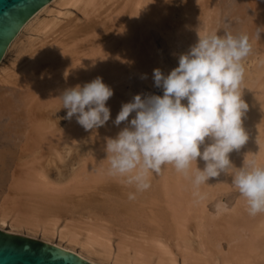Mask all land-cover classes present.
Here are the masks:
<instances>
[{"label":"bare ground","instance_id":"6f19581e","mask_svg":"<svg viewBox=\"0 0 264 264\" xmlns=\"http://www.w3.org/2000/svg\"><path fill=\"white\" fill-rule=\"evenodd\" d=\"M225 1L49 0L22 24L8 47L14 58L0 66V231L41 241L79 263L264 264V213L250 215L242 196L216 213V203L234 190L232 170L200 185L198 198L191 180L167 165L129 200L135 189L108 174L104 151L105 138L127 123H113L121 105L141 82L153 85V69L167 74L198 32L223 34L225 15L235 19L248 6L247 22L227 28L248 35L245 58L255 61L251 68L243 61L248 140L229 158L235 167L244 158L264 166V31L256 37V27L264 26V0L222 6ZM66 7L80 17H68ZM45 12L52 16L41 17ZM59 15L66 16L64 24ZM97 76L113 90L106 101L109 120L86 131L73 116L59 128L53 114L64 109L63 90ZM77 144L76 159H69Z\"/></svg>","mask_w":264,"mask_h":264},{"label":"clouds","instance_id":"9594fccd","mask_svg":"<svg viewBox=\"0 0 264 264\" xmlns=\"http://www.w3.org/2000/svg\"><path fill=\"white\" fill-rule=\"evenodd\" d=\"M262 31L264 26L256 27L258 39ZM250 51L247 34L198 32L176 67L167 74L153 69L154 85L162 95L136 94L121 105L113 123H127L115 137L105 138L104 151L108 174L135 189L128 193L129 200L149 188L150 175L167 165L191 180L198 198H203L200 185L232 170L231 185L245 198L248 213H264V166L244 158L242 166L235 167L229 158L248 140L242 118L249 106L242 99L241 84ZM112 95V88L97 76L64 89L58 98L67 110L65 119L75 116L87 131L109 120L106 101ZM130 113L134 116L128 119ZM197 158L203 168L197 167ZM215 208L220 214L228 205L220 201Z\"/></svg>","mask_w":264,"mask_h":264},{"label":"water","instance_id":"95a60500","mask_svg":"<svg viewBox=\"0 0 264 264\" xmlns=\"http://www.w3.org/2000/svg\"><path fill=\"white\" fill-rule=\"evenodd\" d=\"M47 0H0V53L19 25ZM18 25V26H19ZM0 264H87L72 254L58 255L52 246L0 231Z\"/></svg>","mask_w":264,"mask_h":264},{"label":"rangeland","instance_id":"374dc122","mask_svg":"<svg viewBox=\"0 0 264 264\" xmlns=\"http://www.w3.org/2000/svg\"><path fill=\"white\" fill-rule=\"evenodd\" d=\"M225 1V0H224ZM231 0H227V3H226V1L225 2H223L222 3V6H230V5H232L231 3H232V1L230 2ZM49 2V0H47L46 1V3H48ZM44 5V3L42 4L41 3V5L36 9V10H34L33 12H32V15L40 8V7H42ZM233 6V5H232ZM245 6V5H244ZM246 7V6H245ZM49 9H57V6H55V5H51V6H49L48 7ZM66 9H68L70 12H72L71 13V16H70V14H69V16L68 17H70V18H73V17H80V13L78 12V11H76L75 9H73V8H71V7H66ZM245 8L243 7V10L241 11V13L238 15V17H236L235 19H234V17H233V15H225V21H227L228 22V24H227V27H224V31L225 30H227V28H230V27H228V26H230V24H232V25H234V24H237V23H239V22H241L242 21V23L244 22V21H246L247 22V20H248V18H250V16H249V13H248V6H247V10L245 9ZM242 12H243V14H242ZM248 13V14H247ZM46 14V15H45ZM50 14V15H49ZM41 13L40 15H41V17H51L52 16V13ZM31 15V16H32ZM244 15V16H243ZM248 17H247V16ZM31 16H28L27 18H25V20H22L21 21V24L18 26V28L16 29V31H15V33L7 40V42L5 43V45H4V47H3V49H2V51H1V53H0V66H3V65H8V63L9 62H11L12 61V59L14 58V55H15V53H14V48L13 49H8V47H9V45H10V43H11V41L13 40V38L17 35V33H18V31H19V28H21V26H22V24L28 19V18H30ZM62 16V15H61ZM60 15L58 16L59 17V19L60 18H62V19H60V20H62V21H60V23L62 22L63 24L65 23V21H66V16H62L61 17ZM227 16H229L230 17V19H229V17H227ZM232 16V17H231ZM240 18H242V19H240ZM244 18V19H243ZM65 19V20H64ZM68 19V18H67ZM218 20H219V17L217 18V21H216V23H218ZM234 21V23H233V21ZM74 22V21H73ZM72 22V23H73ZM75 22L77 23L78 22V20L76 21L75 20ZM74 22V24H76ZM80 23H81V21H79ZM77 23V24H80V23ZM236 22V23H235ZM60 23H59V25H60ZM61 23V24H62ZM245 23V22H244ZM218 28V27H217ZM223 29V28H222ZM227 31H229V32H231V33H233L232 31H230V30H227ZM25 32V33H24ZM23 32V34L21 35V39H22V36H26L27 35V33H26V31H24ZM25 34V35H24ZM23 37V38H24ZM247 62H246V61ZM244 62H246V65H247V67L248 68H251L252 67V65H253V63H255V61H250L248 58H245L244 59ZM142 83V84H141ZM140 83V87H139V90H137V92H136V94H142V95H145V94H157V95H162V91H161V88H159V87H156V86H154V83H153V85L152 86H149L148 84H146V83H143V82H141ZM140 91H142L141 93H140ZM150 92V93H149ZM153 92V93H152ZM135 94V95H136ZM65 114H66V111L64 110V109H62V108H59V109H56V111H55V113L53 114V118L56 120V123L58 124V127L59 128H62V127H64L65 125H66V122H67V119H65ZM134 116V113L132 114V116L131 117H133ZM82 142H84V140H81L80 142H79V144H83ZM79 144H77V145H74L73 147L75 148V149H73V151H71L70 152V155H69V159H71L72 158V160L75 158L74 156H76L77 157V152H76V147L75 146H79ZM73 152V153H72ZM71 155H74V156H72L71 157ZM74 157V158H73ZM67 160H69L68 159V157L66 158ZM64 160L65 162L67 161V160ZM76 159V158H75ZM64 161H62V162H64ZM53 168V169H52ZM49 175H50V177L52 178L53 177V174H54V167H53V165L50 167V171H49V173H48ZM52 175V176H51ZM227 191V190H226ZM229 191V190H228ZM227 191V192H228ZM232 191V192H231ZM237 191V192H236ZM226 192V194L224 195V196H222L221 198H222V201L224 202V203H226L227 205H228V209L231 207V203L234 201V198H237V197H241V195L240 194H238L239 192H238V190L237 189H235L234 188V190H231L230 189V191L227 193ZM229 196L230 197V195H231V197L233 196V199H230L228 202H226V198H227V196ZM235 196V197H234ZM210 204H211V202H208L207 203V205H208V208H210ZM223 243H224V241H222Z\"/></svg>","mask_w":264,"mask_h":264}]
</instances>
